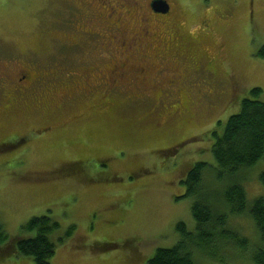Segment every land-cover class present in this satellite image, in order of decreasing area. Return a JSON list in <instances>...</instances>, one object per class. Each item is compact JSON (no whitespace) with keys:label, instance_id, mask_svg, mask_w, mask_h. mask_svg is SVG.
Masks as SVG:
<instances>
[{"label":"rangeland","instance_id":"obj_1","mask_svg":"<svg viewBox=\"0 0 264 264\" xmlns=\"http://www.w3.org/2000/svg\"><path fill=\"white\" fill-rule=\"evenodd\" d=\"M168 1L170 24L146 11L150 35L176 28L179 38L190 37L199 58L207 48L219 52L222 59L209 79L214 88L209 97L220 99L216 108L207 106L198 80L205 75L193 64L176 90L157 86L141 98L137 91L101 89L67 101L74 92L60 87L67 77L53 75L64 69V52L71 61L76 56L70 26L79 18L81 0H0V63L36 59L32 66L48 85L37 91L41 96L16 92L9 104L2 103V95L11 85L5 82L0 90V225L13 239L34 235L23 226L35 216L57 220L51 264H149L159 248L173 247L179 223L189 230L196 226L193 200L185 196L187 171L199 161L209 163L210 170L217 165L210 130L222 121V133L252 88H262L264 101V59L257 56L264 45V0ZM100 43L91 41V54ZM233 76L241 84L229 101ZM189 89L188 113L173 109L180 92ZM43 127L50 128L38 131ZM175 147V154L169 152ZM263 171L261 159L244 174L248 208L231 216L230 225L248 239L247 248L227 251L224 261L198 255L200 264H256L253 253L262 240L249 213L264 196ZM0 264L35 262L10 254Z\"/></svg>","mask_w":264,"mask_h":264},{"label":"flooded vegetation","instance_id":"obj_2","mask_svg":"<svg viewBox=\"0 0 264 264\" xmlns=\"http://www.w3.org/2000/svg\"><path fill=\"white\" fill-rule=\"evenodd\" d=\"M152 1L148 0L144 6L141 0H81L82 6H76L79 18L75 16L76 21L70 26L73 32L71 46L76 56L71 61L67 51L64 52L61 56L63 60L61 65L64 69H61L60 74L53 75L55 79L67 77L66 82L60 86L74 91L65 96L67 101H72L73 98L75 101L79 96L101 89L109 93L137 91L141 98L148 96L147 92L157 86L176 90L177 87L184 85V72L193 64L205 75L198 80L202 81L201 90L205 93L204 100L207 98V106L210 108L219 106L220 99L209 97V92L214 89L209 79L215 75L222 59L219 52L207 48L203 51V57L199 58L192 45L187 42L188 35L179 38L181 33L176 28L167 33L151 36L147 28L150 21L146 16L147 10L157 17L159 23L167 25L172 22L171 3L167 0L170 5L168 13H156L152 8ZM131 19L134 21L131 22ZM95 25H98V29H95ZM94 38H99L101 43L95 48L93 55L91 41ZM98 49H101L99 53ZM102 50L107 53L104 54ZM82 51L84 53L81 55ZM36 56L39 57V53ZM35 60L15 58L12 62L0 63V90L5 87V82L7 86L11 85L7 94L2 95L3 104L11 103L16 92L37 93L38 90L44 91L45 87H48L47 77L32 66L37 65ZM233 79L234 91L232 90L229 101L237 86L241 84L234 76ZM190 92L191 89L184 93L180 92L177 97L179 103L172 108L182 107L187 114L192 104ZM37 95L41 96L40 93ZM76 167H70L69 171L77 170ZM85 180L88 182L91 180L89 174Z\"/></svg>","mask_w":264,"mask_h":264},{"label":"trees","instance_id":"obj_3","mask_svg":"<svg viewBox=\"0 0 264 264\" xmlns=\"http://www.w3.org/2000/svg\"><path fill=\"white\" fill-rule=\"evenodd\" d=\"M257 56L264 59V45ZM262 92L260 87L250 90V95L241 102L240 112L229 117L222 133L218 130L222 121L217 128L210 130L215 137L211 152L217 165L210 170L209 163L196 162L184 179L185 196L193 200L191 209L195 229L189 230L185 223H179L177 227L181 234L177 243L173 247L159 248L149 264H200L198 255L224 261L227 251L247 248L248 239L233 229L230 221L231 216L242 215L248 208L247 193L242 184V179L247 178H243L244 174L264 159ZM46 128L50 127L38 128V131ZM175 149L169 152L175 151V154L178 151ZM260 180L264 185V171ZM249 214L262 240V246L254 251L252 259L256 264H264V196L254 201ZM59 228L60 223L51 216H35L23 226L27 232L34 233L33 236L11 239L0 225V261L14 254L31 257L35 264H51L57 248L52 235ZM73 230L74 227L69 228L68 237Z\"/></svg>","mask_w":264,"mask_h":264},{"label":"water","instance_id":"obj_4","mask_svg":"<svg viewBox=\"0 0 264 264\" xmlns=\"http://www.w3.org/2000/svg\"><path fill=\"white\" fill-rule=\"evenodd\" d=\"M152 8L156 13H168L170 11V5L167 0H153Z\"/></svg>","mask_w":264,"mask_h":264}]
</instances>
